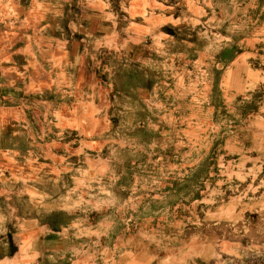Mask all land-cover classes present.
I'll use <instances>...</instances> for the list:
<instances>
[{"label": "rangeland", "instance_id": "374dc122", "mask_svg": "<svg viewBox=\"0 0 264 264\" xmlns=\"http://www.w3.org/2000/svg\"><path fill=\"white\" fill-rule=\"evenodd\" d=\"M0 264H264V0H0Z\"/></svg>", "mask_w": 264, "mask_h": 264}]
</instances>
